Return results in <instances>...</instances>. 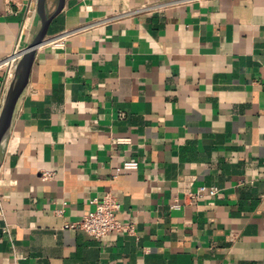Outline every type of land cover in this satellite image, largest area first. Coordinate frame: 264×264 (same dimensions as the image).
Segmentation results:
<instances>
[{
  "label": "crops",
  "instance_id": "crops-1",
  "mask_svg": "<svg viewBox=\"0 0 264 264\" xmlns=\"http://www.w3.org/2000/svg\"><path fill=\"white\" fill-rule=\"evenodd\" d=\"M179 1L65 0L6 141L0 264H264V0ZM36 2L0 0V61L32 42ZM106 192L135 234L63 228Z\"/></svg>",
  "mask_w": 264,
  "mask_h": 264
},
{
  "label": "built area",
  "instance_id": "built-area-1",
  "mask_svg": "<svg viewBox=\"0 0 264 264\" xmlns=\"http://www.w3.org/2000/svg\"><path fill=\"white\" fill-rule=\"evenodd\" d=\"M11 1V0H8ZM179 1V0H178ZM187 1V0H181ZM180 2V1H179ZM173 3H177L173 2ZM161 8L159 4H148L139 10L126 11L123 15L133 14L136 12L147 11L152 12ZM121 16V15H120ZM111 18H107L110 20ZM74 30H64L60 33L55 34L51 40L50 45L54 48H60L64 46V43L68 36L73 34ZM25 50V49H24ZM23 49H17L8 57L0 61V67L7 68L8 79L14 75L16 65L21 58L22 54H19ZM123 116V113H120ZM116 144L130 143L129 138H117L113 141ZM139 161L137 159H131L125 161L118 171L120 170H134L139 168ZM45 178H51L53 173L44 172ZM192 184V180H185L181 182V188L186 189ZM219 189L217 187H206L200 186L195 193H192L194 197L203 196L205 194L216 195ZM95 204L94 210L86 215H83L79 220L68 221L63 225L64 229H74L85 232L89 236L101 240L110 233H122V234H135V225L133 223H125L118 219L117 215L121 208V204L118 198L112 192H106L101 198H95L92 200Z\"/></svg>",
  "mask_w": 264,
  "mask_h": 264
},
{
  "label": "water",
  "instance_id": "water-1",
  "mask_svg": "<svg viewBox=\"0 0 264 264\" xmlns=\"http://www.w3.org/2000/svg\"><path fill=\"white\" fill-rule=\"evenodd\" d=\"M48 0H37V13L40 18V27L32 42L22 52L14 75L8 85L1 110H0V167L4 158L6 141L10 135L15 109L19 98L28 85L32 65L35 59L36 51L40 47L49 33L53 19L59 15L65 5V0H58L56 10L48 13Z\"/></svg>",
  "mask_w": 264,
  "mask_h": 264
},
{
  "label": "bare ground",
  "instance_id": "bare-ground-1",
  "mask_svg": "<svg viewBox=\"0 0 264 264\" xmlns=\"http://www.w3.org/2000/svg\"><path fill=\"white\" fill-rule=\"evenodd\" d=\"M22 52H23V51H21L19 54H22ZM14 71H15V70H14ZM12 77H13V76H12ZM10 79H12V78H10ZM10 81H11V80H10Z\"/></svg>",
  "mask_w": 264,
  "mask_h": 264
},
{
  "label": "rangeland",
  "instance_id": "rangeland-1",
  "mask_svg": "<svg viewBox=\"0 0 264 264\" xmlns=\"http://www.w3.org/2000/svg\"><path fill=\"white\" fill-rule=\"evenodd\" d=\"M24 49V48H23Z\"/></svg>",
  "mask_w": 264,
  "mask_h": 264
}]
</instances>
